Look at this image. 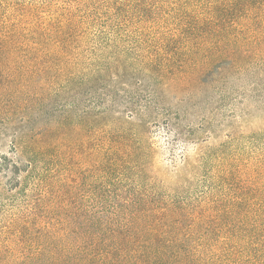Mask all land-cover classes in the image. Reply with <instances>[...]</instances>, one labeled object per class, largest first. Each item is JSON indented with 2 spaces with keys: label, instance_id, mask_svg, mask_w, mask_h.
Listing matches in <instances>:
<instances>
[{
  "label": "trees",
  "instance_id": "trees-1",
  "mask_svg": "<svg viewBox=\"0 0 264 264\" xmlns=\"http://www.w3.org/2000/svg\"><path fill=\"white\" fill-rule=\"evenodd\" d=\"M0 145V264H264V0H0Z\"/></svg>",
  "mask_w": 264,
  "mask_h": 264
},
{
  "label": "rangeland",
  "instance_id": "rangeland-1",
  "mask_svg": "<svg viewBox=\"0 0 264 264\" xmlns=\"http://www.w3.org/2000/svg\"><path fill=\"white\" fill-rule=\"evenodd\" d=\"M223 111L226 112V111H229V109H225V110H223ZM259 118H260L259 115H257V117H256L254 120H253V117H249V118H247L246 121L243 122V125L247 126V125H249V124L252 123L253 121H256V119H259ZM1 149H6V148H5V145H0V151H1Z\"/></svg>",
  "mask_w": 264,
  "mask_h": 264
}]
</instances>
